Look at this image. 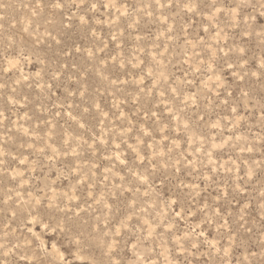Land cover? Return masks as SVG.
Masks as SVG:
<instances>
[{
    "label": "rangeland",
    "instance_id": "374dc122",
    "mask_svg": "<svg viewBox=\"0 0 264 264\" xmlns=\"http://www.w3.org/2000/svg\"><path fill=\"white\" fill-rule=\"evenodd\" d=\"M0 264H264V0H0Z\"/></svg>",
    "mask_w": 264,
    "mask_h": 264
},
{
    "label": "snow or ice",
    "instance_id": "6c2138e0",
    "mask_svg": "<svg viewBox=\"0 0 264 264\" xmlns=\"http://www.w3.org/2000/svg\"><path fill=\"white\" fill-rule=\"evenodd\" d=\"M61 6H62V5H61L60 3H56V4H55V7H58V8H59V7H61ZM92 7H93V8H95V7H96V5H95V4H93V5H92ZM186 7H187V5H186ZM189 10H192V9H191V8H189Z\"/></svg>",
    "mask_w": 264,
    "mask_h": 264
}]
</instances>
